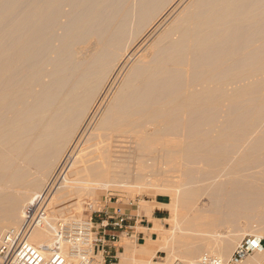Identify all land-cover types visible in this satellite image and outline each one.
I'll return each instance as SVG.
<instances>
[{
    "label": "rangeland",
    "instance_id": "1",
    "mask_svg": "<svg viewBox=\"0 0 264 264\" xmlns=\"http://www.w3.org/2000/svg\"><path fill=\"white\" fill-rule=\"evenodd\" d=\"M23 1H21V2H23ZM64 1L66 2V0H64ZM68 1H70V0H67V2ZM249 1H250L249 2L250 4L247 1V7L249 5V6H251V8L248 7L245 9V11L243 13L244 17H242V20L240 22L238 19H235L234 17L233 18L230 16L228 17V14L225 11H224L225 12L224 13L222 8H219L218 14H221V15H218V16H220V17H218V18H220V20L218 19L217 25H216V23L215 24L212 23L211 17L209 18L210 20L209 19L207 20V18L209 16L206 12H207V10L208 11L210 10L211 6H209V4H208L209 8L206 5H205V7L201 6V5H204V3H202L203 1L200 2L198 0H151L149 7H145L146 9L141 7L144 0L143 1L142 0H125V1H123V3H121V5L118 1L116 3L114 2L113 6L117 5V10L119 9L120 13L115 18L113 24L108 25L107 27L115 30V31H113L115 33V36L119 34V32L122 28H126L125 32L122 34V36L119 37L117 42L114 41V42H112L111 46L106 45L103 47V43H101L99 41V39L97 40V37L96 38L90 37L87 40L86 39L81 40V41L77 42L76 44H74L73 48H72L73 51L71 50L73 53L72 62L74 63L76 61V63H79V64L82 63L81 64V65H83L82 68L85 67V65L87 64V66L85 67L86 69L88 68V64H92L89 62L91 60H94L95 56L97 59L98 58L97 55L99 56L101 52L106 53V56H107L104 59V62L102 63V65L100 66L101 69H100V67L98 68L99 70L97 69L96 76L93 75L92 79L90 80V83H88L90 85V86L88 85L90 88H86L83 90V93L85 94L84 96L86 98L84 97L83 100L80 99L81 101H83L82 104L78 103L82 106V107H80L81 110L83 111V112H81V110H80L82 115L79 116L80 117L79 118L78 117L79 114H77L78 112L77 113L74 112L73 115L74 116L76 115V116L75 117L73 116V118L71 117L72 121H69L70 120L69 119L68 120L69 123L68 124H66L67 122L65 123L68 126L67 131L69 132V134L67 133L68 135H62V136H67V138L65 137L66 139L64 138L65 141H64L63 137H61V139H63L61 141V143H60V139L56 140L57 143H56V141L54 142V144L52 143L55 146H53V145L51 146L49 143V144H46L47 146L43 145V146H40V148H39L38 144H36L33 146V148L36 150V152L31 147L32 148L30 150L31 155L36 153L37 156L36 155H33V156H36L37 158L36 157L34 158L33 156H31V159L26 158V159L22 160L23 157H21V156H23V154H22L23 152H22L21 148L18 147L20 145H17V147H16V144H18V143H16V141L18 142L19 139L16 140L17 138L16 139L14 138L16 141L14 140L11 143V145L16 143L14 146L13 145L9 146V144H7V145L4 144L7 141L1 139L3 142L5 141L4 143L0 141L1 142L0 143V153H1V155H0L1 159L0 160H2L1 164L4 161L5 162L3 164H6V163L9 164V162L11 160L10 158L12 156H15V155L17 156V154L19 155L20 152H22L21 153L22 155L20 156V159H18V156H17L18 161L15 160L16 156L13 157L14 160L12 158V162H10V164H12L14 161H16V162L13 163L14 165L12 164L14 167L12 166L11 170L9 169L11 172L10 171L7 172V170L5 172L3 170L0 171L1 175H4L5 173H7V174L9 173L6 177L7 179L5 178L3 180L4 184L3 183L0 184V191H2L3 194L5 193L6 195H8L7 197H9L11 195L10 198L13 197V198H15V200L17 198L18 199L22 198L21 199L22 201L25 199L23 201V202L26 201L25 204L22 203V201H21V203L23 204V212H25L26 208L28 206H30V204H33L36 207H41L43 209L44 208L47 209L52 198L54 197L53 194H55L57 192V190L62 189L61 187L64 186V182L66 181L65 176L68 175V173H67V175H65L66 174L65 172H69L70 166L75 165V163L83 162L82 159L84 161L86 160L88 155L85 156L82 154H86L88 152L87 149L89 150V148H88L89 146H87V145H92V144L98 145V144H100V142H103L102 138H100L101 141L98 138L99 134H101V133L104 134L100 130L99 125L102 124V121L106 119L105 115L107 116V114H110V112H109L111 109L110 107L112 106V104L114 105V103H112V102L118 100L117 99L118 97L122 98L125 91H122V93H123L122 96H118V95L119 94L121 95L120 91L125 88V86H124L125 82L129 81L128 79H130V76L132 75L133 71L135 72L136 70L138 71L139 69H141L139 71H142V70L144 71L145 67L148 68L149 66H151L150 69L154 67L152 69V71L153 70H159V68L164 66L165 64L168 65L166 68L167 71H168V69H169V71L171 69V71H170L171 75L170 76L175 78V80L177 79L176 81L180 84V86H178V88H176L174 91H172V92H174V93H172V96H170L169 94L166 95L167 93H165V94H163V97H161V102L163 105L166 103H169V101H170L169 104L164 105L163 108H160L158 105H156L157 102L159 103V101H160L158 99V101L156 102L155 105L150 106V107H152L151 108L152 110H150L146 113H150L151 111H156V109H157V112H156L157 114L154 112H152V113L156 114L158 116L159 115L158 113H160V115H161V112L164 113V111H163L164 109L166 111H168L167 109L170 108L169 112L170 113L172 112L171 113L172 115L169 113L170 114V116H169L168 112L165 111L167 114L166 113H164V114L167 115V116L165 115L167 119L164 117L165 118V121H164V118H160V120L163 119L162 120L163 122H166V120H168V118H169V120L171 121V122L169 121L170 124L167 125L168 124L167 122L165 124H163V125H165V127L168 126V127H166V130H165L163 125L161 126L160 122H162V121L157 120L160 115L157 118V116H154L151 114V116L149 115L151 117V119H149L150 121L148 120L149 117L148 118L146 117L145 119H144L145 116L143 117L142 121H144V122L141 123V127L139 126L140 124H138L141 121H138L137 123L134 121V124L131 125L133 127L128 126V128H126V127H124V128H126V129H132L133 128L134 129V125L138 124V127H140V129H142L144 131V132L142 131L143 133L140 132L139 133L140 135H141V133L142 134L147 133L146 131H148L147 134H150V133L154 134L155 133V134H157L156 136H155V134L154 135L152 134L150 136H152V137L153 136H155V137L161 136L162 140L171 141L172 146L171 145L170 146L169 145L164 146V145H162V143H159V144H156L151 149V151H149L147 149H146V151L145 150L143 151L142 145L138 146V144L139 143L141 144L142 142L139 141L140 137H138V136H140V135L137 134L138 135L137 136L135 133V132H137L136 127L134 129L135 134L133 133V130H131L132 134H131L130 130H127L128 134H126L125 136L123 135L124 138L122 137V134L126 133V131L124 133H122L121 136H119L120 133H119V135L116 134V132H115V134L112 133L114 135V137H112V134L110 133L111 135H107V136L108 137L111 136V138H108V137L105 138L108 140L110 139L109 141L103 139L104 140L103 144L105 143V141L110 142V144L106 142L109 146H106V144H104L106 146V148H104L105 146H103V144H102L103 149L106 151H102L101 144L99 146H97L99 148L101 147L100 149H98L96 146L95 147H96V149L101 150L100 154L102 152H103V154H104V152L106 153L107 150L111 149V148H107V147H111L110 146L112 144L111 142H117L115 140H117L118 138H117V136L115 137V135H118L119 140H120V137H122V138H121L120 143L117 142L118 144H120L117 147V151H119V149H120L121 152L122 151L123 152L121 153L119 151L121 153V155L119 152L118 153L115 152L114 151V148H115L114 143L112 145L114 148L112 147V149H111L113 152L111 150L108 152L109 153L112 152L110 154L115 155V157L117 156V154H119V156H118L119 159L115 158V157H110V158L107 157L108 152L105 154L107 158L101 157V159H100L99 153H96V154H99L98 156H96V154L94 155L96 150L94 151L93 149H95V147L92 148L93 151L91 149L89 151L90 152L92 151L91 153L94 152L93 153L94 156L92 155L94 158H95V156L97 157L94 161L99 162V160H101V162H103V164H104V162L105 163L109 162L108 163L109 165L111 163L113 164L112 161H114L116 159L117 162L116 161L114 162L113 168L111 167L108 169L109 165L104 164V166H106V168H107L106 172L109 171V172H107V174H109V175H106V173H105V176H106V178L110 177L111 179L110 178L103 179V177H104L103 175H102L103 177H101V175H97L98 177H96L95 180H94L95 177L92 176V179H93L92 181H94V182H91L92 184L89 183L91 181V177H89V178L85 177V178H81V179L78 178L79 181L78 180H76V181H78L79 183L76 181H73L74 182V183H72L73 188L70 190L74 191L75 200L74 199L73 200H67L65 202L60 203L58 205V207L55 208V211H52L50 213V215H52V217H51L52 222L56 223V222H59L61 220H65V219L86 218L90 214L87 210L88 205L90 203H92L96 200L97 201L108 200V201H110L111 206L119 205L125 209H130L132 215L138 216V220H139V225L137 226L138 240H136L137 238H135V239L134 238L133 239L124 238L120 242L118 258L116 261L113 262V264H117L120 261V258H119L120 254L125 251V247L127 245V242H132V241H133L132 245L136 246L135 258H137V260H151L152 257L149 256V252H147V250L144 248H147L149 250L150 249L151 250H158V247H154V246L150 245L151 244L150 240H152V241L163 240L165 238V236L163 235L162 230L166 229V230L170 231L172 229V222H171V218L169 216L170 212L162 209L160 205H161V203L174 202V199H175V195H174L175 191H173V190H175V189H173L174 186L175 187L177 186L176 188H178L179 185L181 187L184 185L186 186V184H187L188 187L199 186V187L218 188V187H221L220 185H222L221 188H226L225 185H228V183H229L228 186H230V187L233 185V184H231L232 182H234L235 185L236 184L239 185L238 182L243 180V179L244 180L242 182L247 183V182H249V180L251 182V184H250V182L247 184L243 183L244 186L246 185V187H248V184H250L251 188H252V186H253V188H255L256 186H259V185L261 186L262 184H264V56H263V54H264V28H260V27H264V3L261 4V3L257 2V0H249ZM25 2H26V0H25ZM67 2L62 6L63 15L60 17L59 22H58L59 24L56 27L57 28L56 29L57 35H62L64 28H66L68 25V17L67 16H68V12L70 11V8H69L70 2H68L69 5H67ZM197 2H200V3L197 4ZM208 3H209V1H208ZM198 5L201 6V9H199ZM105 9H106V7L104 8L103 13H105ZM223 9H224V7H223ZM115 10H116V8H115ZM196 10H197L198 16H199L200 12L207 14L206 18H205V15L202 13L201 14L203 15V17H201V15H200L198 18L196 15ZM13 12H15L14 15L16 17H18V18L22 17L23 18L24 16H26V13H27V5L26 4H22V5L20 4V5H18V7H16V9ZM117 12L115 11V13H117ZM223 13H224V15H223ZM48 14H50V13H48ZM106 14L112 15L113 12L112 11L109 12L106 9ZM140 18H142V19H140ZM203 18H204V20H203ZM205 19H206V21H205ZM10 24H11V20L9 18H6L2 22H0V27H3V29H7L10 27ZM233 24H234L235 28L236 27L237 28H252L253 27L257 30L256 31L257 34L255 33L256 34V38H255L256 43L255 44L253 43L254 45H253V47H251L252 49H254V51L251 48H250L251 50L247 49V51L249 50V52L252 51L251 52L252 54L250 53L251 55L248 54V56H247V54H246L247 51L243 50V48L246 49L244 44H243L240 47L241 49L238 48V52H239V53H237L238 55H235L236 57H234L238 62L243 61L242 62L243 64L241 62H240L241 64L238 63L235 59L232 58L233 60H235V64L236 63L238 64V65L236 64L237 65L236 66L233 62H229L231 60V58H230L229 61H227V59L225 60L226 61L225 63H227V64H224V65L221 64L222 66L219 67L220 69L214 70L215 69L214 66H212V65L208 66V64H205L206 63L205 62L203 64H205L206 66L205 65L201 66L202 68L208 67L207 72H205V73H207V75H206L207 78H205L206 77L205 73H201V72H203L204 68L200 70V68H201L200 63H201L202 59L206 58V57L202 58L201 56H205L207 53L205 51V48L203 49V47H202V46H204V47L207 46V43H204L202 41H201V43H198L200 45V47H202V50L200 49L199 45L195 46V48H194L195 50H197L196 47H198L199 50H201V51L197 50L198 51L197 57L195 55L196 51L194 49H193L194 52H191L192 53L191 56L189 55L190 52L188 53V56H186V58L188 57L189 60L186 59L185 56L182 55L185 59L181 56L184 59V61H183V59H181V61H180L181 63L179 61H177V60H180L181 57H179L178 55H176V56H178L179 58L172 56V54L169 55L168 51L171 49V47L177 41L182 39L183 36L181 37V35H184L185 33H187L185 31H187L188 28H189L188 29L189 32H191V33H192L193 28H195V30L198 28L197 31L199 30L200 33L202 32V33H204V35H206V34L210 33L209 31L210 30L212 31L213 28H217L218 30L221 29L222 30L221 32L224 33L226 31V28H229L230 25H233ZM212 25H214V26H212ZM183 28H184V31H183ZM185 28H186V30H185ZM206 32H208V33H206ZM181 33H183V34H181ZM173 40H175V41H173ZM206 42H209V41H206ZM170 43L172 44V46ZM202 43L204 45H202ZM58 45H59V43H56V46H58ZM167 45H168V47H167ZM251 46H252V44H251ZM166 47H167V49H165ZM168 48H170V49L168 50ZM256 50H257V52H255ZM262 50H263V54H261V57H257V56H260V55H257V53L258 52H259V54L262 53ZM199 52L201 55L199 54ZM202 52L203 53L206 52V53L203 54ZM193 54L195 56H193ZM52 56L54 57V55H52ZM171 56L174 58L171 59L170 58ZM250 56H252L253 60L250 58ZM255 56H256V58H254ZM161 57L165 58V60H163ZM190 57H192V58L190 59ZM248 57H249V59H248ZM195 58L196 59L202 58V59L201 60L199 59V63H198V61H195ZM246 58H247V61H249V62L246 61ZM167 59H170V61H168ZM173 60H175V61H173ZM186 60H188L189 62H187ZM205 60L206 59H204L202 61H205ZM244 60H245V62H244ZM157 62H159V63H157ZM183 62H185L184 63L185 65L184 64L182 65ZM190 62H191V64H189ZM163 63H164V65H163ZM229 63H232V65L234 64L233 66L234 67L236 66L237 68L236 67H235V69H233V67L229 68L230 66H232ZM197 64H199V67ZM252 64L254 66H252ZM152 65H155V66L152 67ZM166 65L164 67H166ZM194 65H196L199 68L200 72H199L197 67L195 68V69H197L195 72L193 71L195 69L191 70L192 68L195 67ZM210 66H212V67H210ZM241 66H242V68H241ZM47 68H48L47 71L49 73V71L52 68L50 66L49 67L47 66ZM227 68H228V70H227ZM240 68H241V70H240ZM173 70H175V71H173ZM177 70L179 72H177ZM198 72H199V74L201 73L202 75L201 74L198 75ZM165 75H167V74H165ZM168 76H169V73H168ZM226 76H228V77H226ZM145 78H146V76H144L143 80L139 79L138 81L141 80L139 83H138V81H136L133 84L135 86H139V84H140L141 86H139V88L142 86L144 87L145 86L144 83L146 82L144 80H147ZM202 78H205V79L203 80ZM216 78H217V80H216ZM195 79H197V80H195ZM198 79H200V80H198ZM225 79H227L228 81ZM50 80H51V78L49 77V75L48 74H47V76L45 75L43 82H42V85H48L51 82ZM192 82H193V84H192ZM204 82H206V83H204ZM136 83H138V84L136 85ZM182 85H184L183 86L184 88L182 87ZM35 88H36L35 91H38V90L40 91L41 86H36ZM124 90H126V89H124ZM176 91L179 93H177ZM81 95L83 96V94H81ZM166 97H168L167 98L168 100L162 101L163 98L166 99ZM80 98H81V96H80ZM175 98L178 100H176ZM173 100H174V102H173ZM188 101H191V104H188L187 103ZM186 103H187V105H186ZM84 104H85V106H83ZM184 104H185V106H184ZM163 105H160V106L162 107ZM156 106H158V107L156 108ZM166 106L168 108H166ZM186 106H190V107H186ZM184 107H186V108H184ZM154 108H155V110H153ZM159 108L163 109V110H160L161 112H159V110H158ZM247 108H248V110H247ZM245 110H246V112H245ZM164 114L162 115V117L164 116ZM207 114H208V116H207ZM108 116H107V118H108ZM152 116L157 118V119L154 118V122H157L156 124H158V127L155 126L156 124L153 121L151 122V120L153 118ZM11 117H10V119H11ZM104 117H105V119H104ZM185 118H186V120H185ZM13 120H14V118L12 119V121ZM15 120H16V118H15ZM15 120H14V122H15ZM73 120H74V123H73ZM146 120H148L150 123ZM174 121H176V122L178 121V122L176 123ZM130 122H132V121H130ZM130 122L129 123L125 122V123H126V125L132 124ZM180 122H181V124H180ZM119 124H120V122H119ZM123 124L124 123H122V125ZM142 124H143V126H142ZM185 124H186V126H185ZM75 125H76V127H75ZM116 125H118V123ZM97 126H99V129H97L98 128ZM173 127H176V128H173ZM116 128H118V127H116ZM121 128H123V127H121ZM137 129H139V128H137ZM140 129H139V131H140ZM97 130H100L99 131L100 133ZM162 131H164V132L162 133ZM108 132H110V131H108ZM108 132H107V134H108ZM65 133L66 132H64V134ZM102 134L99 137L104 138L106 135L102 136ZM147 134H144V135H147ZM4 135H5V132H4ZM31 136L32 137H30V138L29 137L26 138L27 141L32 139V138H33L32 140H34L33 134ZM148 137H149V135H148ZM94 138H98V139H95L97 142L95 144L94 143L90 144ZM165 138H166V140H165ZM98 140H99V142H98ZM34 141H31L32 144L34 143ZM117 143H115L116 144L115 146H117ZM173 143H176L177 146L174 144V146H175L174 147ZM56 144H57V146H59V144H60V146L57 147ZM178 144L179 145L182 144V145L180 147H178ZM120 146H121V148H119ZM14 147L16 148V150H18L17 152H19V153H17L15 151ZM157 147L160 148V150ZM90 148H91V146H90ZM167 148L168 149L171 148L170 151H168ZM39 149H40V151H39ZM57 149H58V151L56 152ZM83 149H86L87 152L83 153V152H85V150L82 152ZM156 149H157V151H156ZM176 149L178 151L180 149V151H179L180 154L178 151H175ZM182 149H184V150H182ZM115 150H116V148H115ZM140 150H142V151H140ZM58 152H59V154H58ZM81 152H82V154H80ZM90 152H88L87 154H91ZM174 153H178L180 155V156H177L178 154H176L177 158L178 157L184 158V160L183 159L180 160V158H178V160H176L177 158H173L177 163H179L181 161L184 162L185 164L187 163L186 165L183 163L184 168L181 167L182 163H179V165L177 164L176 166L173 165L174 164L173 162H175V161H173V159H171V157H176V156H174L175 155ZM6 154H8L10 157ZM11 154H13V155H11ZM41 154H43L44 156H42ZM54 154H57V155H54ZM165 154H167V155H165ZM79 155H82L81 158ZM142 155H143V157H142ZM83 156H84V158H83ZM101 156H102V154H101ZM120 156L124 157L123 161H122L123 163L121 161H119L122 159V157L120 159ZM7 157H9L10 160L7 159ZM39 157L43 158V160L40 159ZM46 157H47V160H46ZM145 157L148 160H146ZM75 158H77V160L81 159V161L75 162L74 161ZM91 158H88V159L92 160ZM102 158L104 160H106V159L107 160L104 161ZM113 158H114V160H113ZM128 158H129V160H128ZM166 159H168V160H166ZM28 160H30L32 162H30ZM139 160L141 161V163L143 161L144 164L143 163L142 164L140 163L141 165L138 164ZM23 161H26V163L25 162L23 163ZM39 161H41V162H39ZM46 161H48V162H46ZM118 161H119V163H118ZM124 161H126V162L128 161V162L126 163ZM101 162H99V163H101ZM71 163H73V164H71ZM115 163H118V164L115 165ZM129 163L131 164V166H129ZM123 164H127L126 165L127 167ZM46 165H48V166H46ZM110 166H113V165H110ZM116 166H118L119 168H117ZM171 166H173V167L175 166V167L171 168ZM73 167H71V168L73 169ZM115 167L117 168V170H115L116 169ZM124 167H126V170L123 169ZM130 167H132V168H130ZM177 167H179V168H177ZM106 168L104 167V169H106ZM120 168H122L125 172ZM49 169H50V171H49ZM110 169L113 173L110 171ZM185 169L187 171L184 172L185 175H182V174H184L183 171ZM15 170L20 175H24L25 180H24V182H21L20 184L16 183L14 185V183L12 184L9 181V178L12 177L13 173H16ZM119 170L122 171L123 173L122 172L120 173ZM150 170H152V171H150ZM176 170H178V171L176 172ZM136 171H138L139 174H136V173H138ZM140 171H142L143 174ZM114 172L115 173L117 172L116 175L119 177H122V178L120 179L119 177H115L116 175H114L115 174ZM110 173L112 175H114V177ZM118 173H120L122 175L120 176ZM145 173H147V174H145ZM190 174H192V176L194 174L196 176V177L194 176L196 179L194 177H191ZM127 175L129 178L127 177ZM183 176H184V178H186V176H188V177L190 176V179L194 178V180L188 181L187 179H189V178L187 177L186 179H183ZM198 176H200V177H198ZM99 177H101L102 179ZM180 177H182V178H180ZM135 178H137V180ZM143 178H144V180H143ZM255 178H256V180H255ZM87 179H88V181H86ZM134 179H135V181H134L135 183L133 182ZM103 180H105V181L103 182ZM106 180L108 183L106 182ZM84 181H85V183H84ZM100 181H101V183H100ZM162 181H164V182L162 183ZM193 181H195L196 183ZM28 182H30V183H28ZM188 182L195 183V185L191 184L192 185L191 186L190 183L188 184ZM23 183L24 184L28 183L27 186L29 188L26 185H24ZM35 183H36V185H35ZM75 183H76V186L78 185L77 187L75 186ZM239 183L242 185L241 182H239ZM168 184H170V186ZM171 184H173V185H171ZM65 185L71 186V184L70 183L68 184V182ZM98 185L102 186V188L99 187ZM141 185H143V186L141 187ZM104 186H107V188ZM159 186H160V188H159ZM166 186H168V187H166ZM35 187H36V189H34ZM91 187H92V189H91ZM230 187H227V188H230ZM65 188H67V186H64L63 189H65ZM151 188H153V189H151ZM258 188H256V189H258ZM55 189H56V192H54ZM263 189L261 187V190H263ZM137 191H138V193H137ZM169 191H173V194L169 193ZM257 191H259V190H257ZM33 196H34V200H31L32 201L31 202L30 199H33ZM76 197H77V200H76ZM29 201H30V204H29ZM140 202L141 203L145 202L149 206L151 205L154 208L156 207V208H160L161 210H163V212L157 213V217L160 219H157L156 217H155L156 219L148 218L145 215H139L138 210L140 207ZM202 202L205 203V202H207V200L203 199ZM22 204H21V206H22ZM8 208L9 207L5 208V210L2 209L1 213H0V215H1V214H3L2 211H4V215H6V216L8 215V217H10V218H8V217L6 218L5 216H2V215L0 217V245H1L4 237L6 236V234L10 230H12V229H9V228H11L9 226H12L10 221H12L14 217H13V215L11 216V214L9 213V210H7ZM9 209H13V208H9ZM5 211H8V213L6 214ZM20 212H22V210H20ZM14 213H16V211ZM250 213L252 214V212H250ZM255 214H256V212H255ZM257 214L255 215L256 218L252 216L254 218L253 219L251 217L253 219L251 221H250V218H247L245 216H240L238 218L239 220L236 222L237 224H235V226L232 229V230H234L233 234L255 232L254 234H248V235H256L257 232H264V216L262 217L263 214H258L259 216L261 215L260 216L261 218H260L259 216H257ZM48 216H49V214H48ZM16 217H17V224H19V227H20L22 225L20 223H23L24 217L21 216V217H23L21 220V217L18 218L17 213H16ZM168 218H170V219H168ZM7 219H9V220H7ZM18 219H19V221H18ZM162 219H163V221H162ZM13 222H16V220L12 221V223ZM142 228H146V229H142ZM236 230L238 232H236ZM222 231L226 232V229L224 228V229H222ZM200 246H201V249L204 251V249L205 250L207 249L206 247H208L209 244L207 246L206 243H203ZM213 246L214 245L212 244V247ZM208 249H211V247ZM166 254L167 253H165V252H159L158 258H156L155 261L156 262L157 261H163V260L166 261L165 258H167V255H168V254L167 255Z\"/></svg>",
    "mask_w": 264,
    "mask_h": 264
},
{
    "label": "bare ground",
    "instance_id": "2",
    "mask_svg": "<svg viewBox=\"0 0 264 264\" xmlns=\"http://www.w3.org/2000/svg\"><path fill=\"white\" fill-rule=\"evenodd\" d=\"M21 1H23V0H0V22L5 20L6 18H9L11 20V24H10L9 28L3 29V27H0V120H1L0 121V141L1 142H3L2 140L7 141V142L4 141L5 143L4 142L3 143L6 144V145L9 144V146H12V145L14 146L16 143H18V144H16V147H17V145H20L18 147L21 148L23 153L22 152H20V153L17 152L18 150H16L15 147H14V149H15V151L17 153H19V155L17 154L18 159H20V156L23 154V156H21V157H23L22 160H24L26 158L31 159V156L36 155V153L33 154V155H31V153H30L31 152L30 150L33 148L34 145L38 144V147L40 148V146H43V145H46V144L50 143V145L52 146L56 140L60 139V143H61V141L65 137L67 138V136H62V135H68L69 134V132L67 131L68 130L67 129L68 126L66 124H68L69 121H72L71 117L73 118L74 112H76V113L78 112L77 113V114H79L78 117L82 115L81 112H83V111L80 108L82 106L80 104H78V103L82 104L83 101H81V100H83L84 97H85L84 96L85 94L83 93V90L86 89V88H90L89 87L90 85L88 83H90V80L92 79L93 75L96 76L97 69L102 65V63L104 62V59L107 57L106 53L101 52L99 56L97 55V57H98L97 59H96V56L94 57V60L96 59L95 61L91 60L89 62V63H92V64H88V68L87 69L85 68L87 66V64L85 65V67L82 68V66H83V65H81L82 63L79 64V63H76V61L74 63L72 62V55H73V53H72L73 49L72 48H73V45L76 44L77 42L81 41V40H85V39L87 40L90 37H95V38L97 37V40L99 39V41L101 43H103V47L106 46V45H110L111 46L112 42H114V41L117 42L119 37L122 36V34L125 32L126 28H122L120 30L119 34L115 36V33L113 32L115 30L112 29V28L110 29L109 27H107L108 25H112L113 24L115 18L120 13V10L119 9L117 10V5L113 6L114 2L116 3L118 1L120 3V5H121V3H123V1H125V0H70V1H68V2H70L69 3L70 5L68 4V2L66 0L67 5H69L70 11L68 12V16H67L68 17V25H67L66 28H64V31H63L62 35H57L56 34V29H57L56 27L59 24L58 22H59L60 17L63 15L62 6L66 3L64 0H26V2H25V0L23 2H21ZM198 1H200V2L203 1L202 3H204V5H201V6L205 7V5L208 6V4H209V6H211L210 10L209 11L207 10V12H206L208 14V16H209L207 18V20L211 17L212 18L211 19L212 23L213 24L216 23V25H217L218 19L220 20V18H218L220 16H218V15H221V14H218L219 13L218 12L219 8H222L223 12L225 11L228 14V17L229 16L232 17V18L234 17L235 19H238L239 22L242 20V17H244L243 13H244L245 9L248 8V7L251 8V6H249V5L247 7V1L249 3L250 2L249 0H242V1L241 0H208L209 3H208L207 0H198ZM200 2H197V4L200 3ZM257 2L263 4L264 0H257ZM150 3H151V0H144L142 6L141 5L140 6L142 8H144V9H146L145 7H149ZM20 4L21 5L22 4H26L27 5V13H26V16H24L23 18L22 17L21 18L20 17L19 18L16 17L14 15L15 12H13L16 9V7H18V5H20ZM201 6L198 5L199 9H201ZM209 6H208V8H209ZM105 7H106V9L109 12L112 11L113 14L112 15L106 14V9H105V13H103L104 12L103 10H104ZM223 7H224V9H223ZM115 8H116V10H115ZM197 10H196L197 17L199 18L200 15H201V17H203L202 14H204V13L200 12V14L198 16ZM115 11L116 12L118 11V12L115 13ZM47 12L50 13V14H48ZM224 13H223V15H224ZM207 14H204L205 18H206ZM140 19H142V18H140ZM203 20H204V18H203ZM205 21H206V19H205ZM212 26H214V25H212ZM260 28H264V27H260ZM188 29H187V31H185L187 33H185L184 35H181V37L183 36L182 39L177 41L173 46L170 43L172 47H171V49L168 48V50L170 49L168 51L169 55L172 54V56H174V57H178V56L181 57L183 55L186 58V56H188V53L189 52L190 53L194 52L195 46L196 45L198 46L199 45L198 43H201V41H202L204 43H207V46H205V47L202 46L203 49L205 48V51L207 53L205 52L206 55L205 56H201L202 58L206 57V58H204V59H206L205 61H202L204 59L199 58L200 60L202 59L201 63H200V67L202 65L208 64V66L209 65L214 66L215 67L214 70L220 69L219 67L222 66L221 64H223V65L227 64V63H225L226 59H227V61H229V59L231 58V60L229 62H233L235 64V60L236 59L234 57H236L235 55H238L237 54V53H239L238 52V48H240L241 45L244 44L246 49L243 48V50L247 51V49H250L256 43L255 42V40H256L255 38H256V34H257L256 31L257 30L255 28H253V27L252 28H237V27L235 28V26L233 24V25H230L229 28H226V31L224 30L225 31L224 33L221 32L222 31L221 29L218 30L217 28H213L212 31L211 30L209 31L210 33L206 32V33H208L206 35H204V33H202V32L200 33L199 30L197 31L198 28L196 30H195V28H193L194 30L192 29V33L189 32ZM185 30H186V28H185ZM183 31H184V28H183ZM181 34H183V33H181ZM173 41H175V40H173ZM206 41H209V42H206ZM56 43H59V45L56 46ZM251 44H252V46H251ZM202 45H204V44L202 43ZM167 47H168V45H167ZM167 47L165 49H167ZM199 47H200V45H199ZM202 47H200L201 50H202ZM196 49L198 51H201V50H199L198 47H196ZM197 50H195L196 51V53H195L196 57H197V52H198ZM252 50L254 51V49H252ZM248 52H249V50L246 53L247 56L252 51H250L249 53ZM255 52H257V50ZM190 53H189V55L191 56L192 53L191 54ZM205 53H203V54H205ZM199 54H200V52H199ZM261 54H263V50H262V53H260V54H259V52L257 53V55H260V56H257V57H261ZM52 55H54V57ZM176 55H178V56H176ZM195 55L193 54V56H195ZM172 56L170 57L171 59L174 58ZM263 56H264V54H263ZM182 57L180 58V60H177L178 58L176 60L180 62L181 59L184 58V57L183 58ZM161 58L163 60H165V58H163V57H161ZM191 58L192 57H190V59ZM232 58L235 59V60H233ZM250 58L252 59V56H250ZM254 58H256V56ZM184 59H183V61H184ZM186 59L189 60L188 57ZM199 59L195 58V61H198V63H199ZM248 59H249V57H248ZM167 60L170 61V59H167ZM188 60H186V61L189 62ZM173 61H175V60H173ZM246 61H247V58H246ZM185 62H183L182 65ZM240 62H238V63H240ZM244 62H245V60H244ZM247 62H249V61H247ZM157 63H159V62H157ZM203 63H205V64H203ZM189 64H191V62ZM229 64L232 65V63H229ZM163 65H164V63H163ZM197 65L199 67V64H197ZM233 65L230 66L229 68L233 67V69H235V67L238 64L235 67ZM47 66L48 67L50 66L52 68L49 71V73L47 71V69H48ZM153 66H155V65H152V67ZM164 66L160 67L159 70H153V71H152V69L154 67L151 68V69H150L151 66L148 67L149 69L145 67L146 70L144 69V71L143 70L139 71V70H141V69H139L138 71L137 70L135 72L133 71L132 75L130 76V79L127 78L129 81H126L125 85H124L125 88L123 87L126 90H124V89L121 90L120 91L121 95L120 94L118 95V96H122V94H123L122 91H125L123 96H122V98L118 97L117 98L118 100L115 99L116 101L112 102V103H114V105L112 104V106L110 107L111 109L109 108L110 111L108 110L110 112V114H107V116L109 115L108 118L105 115L106 119L104 117L105 120H103L102 124L99 125L100 126V130L104 133V134L101 133L102 136L106 135L103 138V137H99L101 135V134H99L98 138H99L100 141H101L100 138H102V141L104 142L103 139H105L106 137H108L107 135H111L112 133L115 134V132H116V134H118V135L120 133L119 136H121V134L126 131V133L122 134V137L124 138V136L126 134H128L127 130H130V132L132 134L131 130H133V133H134L135 132V130H134L135 127H136V131L138 132V133L135 132L136 135L137 134L140 135L139 133L143 131L142 129H140L141 123L144 122V121H142L143 117L145 116L144 119L146 117L147 118L149 117L148 118V120H149V119H151V117H150L151 114L154 115V116H157L156 115L157 114L156 113L157 109H156V111H151L150 113H146V112L152 110L151 109L152 107H150V106L155 105L156 102L158 101V99L160 101H159V103L157 102L156 105H158L160 108H163L164 105H167V104L170 103V101H169V103H166V104L163 105L162 102H161V97H163V94H165V93H167L166 95L169 94L170 96H172V93H174L172 91H174L176 88H178V86H180V84L176 81L177 79L175 80V78L170 76L171 75L170 74L171 73L170 72L171 69H170V71H169V69H168V71L166 70L168 65H166V67H164ZM194 66L195 67L192 68L191 70H193V69H195L197 67L196 65H194ZM212 66H210V67H212ZM252 66H254V65L252 64ZM203 68L202 67L200 68V70L203 69V72H201V73L207 72V68L208 67H203ZM241 68H242V66H241ZM241 68H240V70H241ZM100 69H101V67H100ZM178 70H177V72H179ZM196 70L197 69H195L193 71L195 72ZM198 70H199V68H198ZM200 70H199V72H200ZM227 70H228V68H227ZM173 71H175V70H173ZM199 72H198V75L201 74V73L199 74ZM168 73H169V76H168ZM47 74L51 78V80H50L51 82L48 85H42L43 79H44L45 75L47 76ZM165 74H167V75H165ZM206 75H207V73H205V76ZM144 76H146L145 79H147V80H144V81H146L144 83L145 84L144 87L142 86V87L139 88V86H141L140 84H139V86H135L133 84L134 82L138 81L139 79L143 80ZM226 77H228V76H226ZM205 78H207V76ZM205 78H202V79L204 80ZM200 79H198V80H200ZM195 80H197V79H195ZM216 80H217V78H216ZM225 80H227V79H225ZM140 81H138V83ZM138 83H136V85ZM204 83H206V82H204ZM192 84H193V82H192ZM36 86H41L40 91L39 90L35 91V89H36L35 87ZM183 86L184 85H182V87ZM177 93H179V92H177ZM81 94H83V96ZM80 96H81V98H80ZM167 98L168 97H166V99L163 98L162 101L168 100ZM176 100H178V99H176ZM173 102H174V100H173ZM187 103L191 104V101H188ZM187 103H186V105H187ZM159 104L163 105V106L161 107ZM83 106H85V104ZM158 106H156V108ZM184 106H185V104H184ZM186 107H190V106H186ZM186 107H184V108H186ZM160 108L158 109L159 112H161L160 110H163V109H160ZM166 108H168V107L166 106ZM169 109H167L168 111H166L164 109L163 110L164 113L168 112V114H169L170 113ZM80 110H81V112H80ZM153 110H155V108ZM247 110H248V108H247ZM152 112H154L156 114H153ZM245 112H246V110H245ZM164 113L161 112V115H160V113H158L161 116L160 117L158 115L159 116V118L157 116L158 119L156 117L152 116L153 118H152L151 122L152 121L154 122V118L157 119V120H160V118H164V117L166 118V116H167L166 114L167 113L166 114H164ZM163 114H164V116L162 117ZM170 114H169V116H170ZM207 116H208V114H207ZM10 117H11V119H10ZM13 118H14V120L16 118L15 122H14V120L12 121ZM165 118H164V121H165ZM148 120H146V121H148ZM162 120L163 119H161L160 121H162ZM185 120H186V118H185ZM130 121H132V122H130ZM134 121L136 123L138 121H141L140 123H138V124H140L139 125L140 127H138V124L137 125L135 124L136 126L134 125V129L133 128L132 129H126V128H128V126L129 127H133L131 125L134 124ZM169 121L170 120L168 118V120H166V122L168 123L167 125L170 124ZM119 122H120V124H119ZM125 122L126 123L130 122L132 124H127L126 125ZM166 122H163V121L160 122L161 126L163 124H165ZM174 122H176V121H174ZM73 123H74V120H73ZM117 123H118V125H116ZM122 123H124V124L122 125ZM154 123L156 124L157 122H154ZM180 124H181V122H180ZM99 126H97L98 127L97 129H99ZM142 126H143V124H142ZM155 126L158 127V124H156ZM185 126H186V124H185ZM75 127H76V125H75ZM116 127H118V128H116ZM121 127H123V128H121ZM124 127H126V128H124ZM163 127L166 130V127H168V126L165 127V125H163ZM137 128H139L140 131ZM173 128H176V127H173ZM100 130H97V131L99 132ZM108 131H110V132H108ZM4 132H5V135H4ZM64 132H66V133L64 134ZM107 132H108V134H107ZM146 132L148 133V131H146ZM163 132L164 131H162V133ZM142 133H141L140 136H138V135L137 136L140 137V140L139 139L138 140L143 143V144L142 143L138 144V146L142 145L143 151L144 150L146 151V149L151 151V149L156 144H159V143H162V145H164V146L165 145H169V146L171 145L172 146V142L171 141H164V140L161 139V136L160 137H158V136L155 137L157 135L155 133H154L155 136H153V137L150 136L153 133L152 134L151 133L150 134L144 133V134H147V135H144ZM32 134L34 136V140L35 141L32 140L33 138L30 139V140L34 141L33 144H32V142L30 140L27 141V139H26L28 137L29 138L32 137L31 136ZM118 135H115V137L117 136V138H118L115 141L120 143L122 137H120V140H119V136ZM148 135H149V137H148ZM20 136L21 137L23 136V137L21 138ZM61 137H63V139H61ZM112 137H114L113 134H112ZM14 138L15 139L17 138L16 140L19 139L18 142ZM98 138H94L90 144H92V143L95 144L97 142L95 139H98ZM108 138H111V136L108 137ZM65 139H64V141H65ZM14 140L16 141V143L13 142L14 144L11 145L12 141H14ZM99 140H98V142H99ZM105 140H108V139H105ZM165 140H166V138H165ZM108 141H105V143H104V144H106V146H109L107 143L110 144V142H108ZM103 142H100L101 147H102V148L101 147L100 148L102 149V151H106V150L103 149V146H105L103 144ZM117 142H111L112 143L110 145L111 147H107V148H111L112 149V147H113L112 145L114 143V147L116 148V150H115V148L113 147L114 151L117 152V153L119 151L121 152L120 149H119V151H117V147L120 145ZM56 143H57V141H56ZM115 143H117V146H115L116 145ZM176 143H173V146H174V144L176 145ZM100 144H98V145L97 144L96 145L92 144V145H87V146H89L88 147L89 150L90 149L92 150L93 147H95V146L97 147ZM102 144H103V146H102ZM179 144H178V147H180L182 145V144L181 145H179ZM53 146H55V145H53ZM56 146H57V144H56ZM59 146H60V144H59ZM59 146H57V147H59ZM90 146H91V148H90ZM106 146L104 148H106ZM121 146L119 148H121ZM96 147H95V149H93L94 151L96 150L95 153L93 152L94 155L96 153L100 154V152H101V150H98L100 148L97 147L98 149H96ZM86 149H83L82 152L84 150H85V152H83V153H86L87 151L90 152L88 149L86 151ZM158 149L160 150V148H158ZM170 149H168V151H170ZM180 149H179V151H180ZM110 150H107V152L110 151ZM182 150H184V149H182ZM39 151H40V149H39ZM57 151H58V149L56 150V152ZM140 151H142V150H140ZM156 151H157V149H156ZM175 151H178V150L176 149ZM35 152H36V150H35ZM82 152L80 154H82ZM112 152H110V153H112ZM87 153L86 154H82V155H85V156L88 155L85 161L82 159L83 162L75 163V165L70 166L69 169L71 171L68 169L69 172H65L66 173L65 175H67V173H68V175L65 176L66 181L64 182V186H67V188L63 189L64 186H62L61 187L62 189L57 190V192L59 191L58 193L56 192V189H55L54 192H56L57 194L56 193L53 194L54 197L52 198L50 204L48 205V207L46 209L47 213L49 214L48 220H51L52 215H50V213L52 211H55V208H57L60 203L65 202L67 200H73V199L75 200V196H74L75 193H74V191L70 190V189L73 188L72 187L73 186L72 183H74L73 181L78 180V178L81 179V178H85V177H87V178L91 177V181L89 180L90 181L89 183L92 184L91 182H94V181H92L93 180L92 176L95 177L94 178V180H95L96 177H98L97 175H101V177L104 176L103 179L106 178L105 173H106V175H109V174H107V172H109V171L106 172L107 168H106V166H104V164L106 165L109 162H107V163L104 162V164H103V162H101V160H99V159L98 160L101 163H99L97 161H94L97 158L96 156H98L99 154H96V156L94 158L93 157L94 156L93 153H91V154H87ZM106 153L104 152V154H103V152H102L101 153L102 156H101V154L99 156L100 159H101V157H106V155H105ZM110 153L108 152V156L107 157H109V158L110 157H115V155H112ZM121 153H120V155H121ZM8 154H6V155H8ZM58 154H59V152H58ZM174 154L173 155L176 156V154H178V153H174ZM179 154H180V152H179ZM179 154L177 156H180ZM0 155H1V153H0ZM11 155H13V154H11ZM41 155L44 156L43 154H41ZM54 155H57V154H54ZM82 155H79L80 158H81ZM165 155H167V154H165ZM15 156H12L10 158L11 160L9 159L10 156L7 157V159H9L10 162H12V158L15 157ZM17 156H16L15 160H17ZM36 156H33V157L35 158ZM118 156H119V154H117V156L115 158L119 159ZM177 156L176 157H171V159L177 158ZM121 157H122V159H121ZM142 157H143V155H142ZM83 158H84V156H83ZM88 158H91L92 160H89ZM123 158H124L123 156H120L121 160H119V161L122 162ZM178 158H180V160H182V159L184 160L183 157L182 158L178 157ZM178 158L176 160H178ZM40 159L43 160V158H40ZM145 159H146V157H145ZM13 160H14V158H13ZM46 160H47V157H46ZM106 160H104V161H106ZM113 160H114V158H113ZM128 160H129V158H128ZM146 160H148V159H146ZM166 160H168V159H166ZM1 161L2 160H0V171L3 170L4 172L6 170H7V172L10 171L11 167L14 165L13 163L16 162V161H14L12 163L13 164L12 165V164H10V162H9V164L8 163L3 164L5 162L4 161L2 163L3 164L2 165ZM28 161H30V160H28ZM74 161L75 162L76 161L79 162V161H81V159L77 160V158H75ZM115 161H116V159L114 161H112L113 164L112 163L110 164V165H113V166H110L108 164L109 165L108 169L111 168V167L112 168L114 167V162ZM119 161H118V163H119ZM173 161H175V160L173 159ZM24 162L26 163V161H23V163ZM30 162H32V161H30ZM39 162H41V161H39ZM46 162H48V161H46ZM124 162H126V161H124ZM175 162H173L174 163L173 165L176 166L177 164L179 165V163H182L181 167L184 168V166H183L184 162H182V161L179 162V163H177V162L175 163ZM118 163H115V165H117ZM140 163H141V161L139 160L138 164H140ZM142 163H143V161H142ZM71 164H73V163H71ZM123 165L126 166L127 164H123ZM46 166H48V165H46ZM129 166H131L130 163H129ZM71 167H73V169ZM104 167L106 169H104ZM116 167L119 168L118 166H116ZM126 167H124L123 169L126 170ZM172 167L173 166H171V168ZM117 168L115 170H117ZM130 168H132V167H130ZM177 168H179V167H177ZM120 169H122V168H120ZM49 171H50V169H49ZM110 171H111V169H110ZM150 171H152V170H150ZM177 171L178 170H176V172ZM185 171H187V170L185 169L183 171V173ZM121 172L122 171H120V173ZM136 172H138V171H136ZM140 172H142V171H140ZM17 173L18 172L16 171V173H13L12 177L9 178V181L12 184L14 183V185L16 183L20 184L21 182H24V180H25V176L24 175H20L19 173L18 174ZM120 173H118V174L121 176L122 174H120ZM8 174L7 173H5L4 175L0 174V184L3 183V180L7 177ZM116 174H117V172L114 175H116ZM136 174H139V172L136 173ZM142 174H143V172H142ZM145 174H147V173H145ZM194 174H193V176H192V174H190V176L194 177L195 176ZM114 175H112V176L114 177ZM182 175H185V173L182 174ZM190 176L189 177L186 176V178L187 177L189 178V179H187L188 181L189 180L192 181L196 177L195 176L194 178L190 179ZM101 177H99V178H101ZM115 177H119V176L116 175ZM127 177H128V175H127ZM198 177H200V176H198ZM108 178H110V177H108ZM108 178H106V179H108ZM119 178L121 179L122 177H119ZM180 178H182V177H180ZM186 178H184V176H183V179H186ZM135 179L137 180V178H135ZM135 179L133 180V182L135 181ZM143 180H144V178H143ZM243 180L239 181V182L242 183L243 186L239 182H238L239 185H237V184L235 185L234 182H232L231 184H233V185L230 187V186H228L229 185V183H228V185H225L226 188H221L222 185H220L221 187H218V188L192 186L191 184L195 185V183H196L195 181H193L195 183L188 182V184L190 183V185L192 187H188L186 183L185 184H186L187 187L184 184H183L184 186H181V187L179 185L178 188H176L177 186L176 187L174 186V188H173V189H175V190H173V191H175L174 202L161 203V205H160L162 209L170 212L169 216H170L171 222H172V229L170 231H168L166 229L162 230L163 235L165 236V238L163 240H160V241H156V240L152 241L151 240V244L150 245L154 246V247H158V250H151V249L149 250L147 248H144V249L147 250V252H149V256H151L152 259L151 260H137V258H135L136 246L132 245L133 244L132 243L133 241H132V242H127V245L125 247V251L120 254V257H119L120 261L117 264H156L155 259L158 258V253L159 252H165V253L168 254V255L166 254L167 258H165V260L167 262H171V261H174V260H181L185 264H196V262L198 261L199 257L201 255L205 254V253L216 255V256H219L221 258H228L233 253V251L235 250V248L238 245V243L245 236H247L248 234H254L255 233V232H252V233H242L241 232L242 234H239V233L233 234L234 230H232V229L235 226V224H237L236 222L239 220L238 218L240 216H245L247 218H250V221H251V220L254 219L253 217H255V215L257 213L258 214H263L262 217L264 216V189H263L264 188V184H262L261 186L259 185L260 187L256 186L255 188H253V186H252V188H251L250 180H249L250 184H248V187H246V185L244 186L243 183H246V182H242ZM255 180H256V178H255ZM78 181H76V182H78ZM86 181H88V179ZM104 181L105 180H103V182ZM67 182H68V184L70 183L71 186L65 185ZM106 182H107V180H106ZM163 182L164 181H162V183ZM249 182H247V183H249ZM28 183H30V182H28ZM28 183H25V184L23 183V184L27 186ZM84 183H85V181H84ZM100 183H101V181H100ZM35 185H36V183H35ZM168 185L170 186V184H168ZM171 185H173V184H171ZM75 186H76V183H75ZM142 186L143 185H141V187ZM99 187L102 188V186H99ZM104 187L107 188V186H104ZM166 187H168V186H166ZM227 187H230V188H227ZM261 187H262L263 190H261ZM159 188H160V186H159ZM256 188H258V189H256ZM34 189H36V187ZM91 189H92V187H91ZM151 189H153V188H151ZM257 190H259V191L261 190V191L259 192ZM173 191H169V193L173 194ZM137 193H138V191H137ZM4 194L2 193V191H0V213H1L2 209L5 210V208H7V207L13 208V209H9V208L7 209V210H9V213L11 214V216L13 215V217L15 218L14 219L12 217L13 218L12 221L16 220V222H13V223H12V221H10L12 226H9V227H11L9 229H18L19 228V224H17L16 213L18 215V218H20L21 216L24 217L23 204L22 203L25 204L26 201L23 202L25 199L22 201L21 200L22 198L21 199L19 198L20 200L18 198H17L18 200L17 199L15 200V198H13V197L10 198L11 195L9 197H7L8 195H6V194L4 195ZM203 199H206L207 202H205V203L202 202ZM31 200H34V196H33V199H30V201ZM76 200H77V197H76ZM21 201H22V203H21ZM30 201H29V204H30ZM21 204H22V206H21ZM14 210L16 211V213H14L15 212ZM20 210H22V212H20ZM254 211L256 212V214H255ZM250 212H252V214L253 213L254 214L252 215ZM2 213H3V214H1L2 216H5L6 218L8 217V215L7 216L4 215V211H2ZM5 213L7 214L8 211H5ZM138 213H139V215H145L148 218H154V216H155L154 207H152L151 205L150 206L147 205L145 202H142V203L140 202V207H139ZM258 214H257V216H259ZM1 215H0V217H1ZM23 217H21V220H22ZM8 218H10V217H8ZM170 218H168V219H170ZM7 220H9V219H7ZM18 221H19V219H18ZM20 224H22V223H20ZM224 228L226 229V232L222 231V229H224ZM49 229H35L34 232L30 236V242L33 243V244H36V245H41V244L49 245L50 242L52 241V234H53L52 230L51 229L49 230ZM236 232H238V231L236 230ZM256 236L264 237V232H257ZM203 243H206L207 246L209 244V246L206 247L207 249L206 250L204 249V251L201 249V246H200ZM212 244L214 245L213 247H212ZM210 247H211V249H208ZM98 258H97V263L96 264H100L101 258L100 257H98ZM69 264H72V263H69Z\"/></svg>",
    "mask_w": 264,
    "mask_h": 264
},
{
    "label": "built area",
    "instance_id": "3",
    "mask_svg": "<svg viewBox=\"0 0 264 264\" xmlns=\"http://www.w3.org/2000/svg\"><path fill=\"white\" fill-rule=\"evenodd\" d=\"M86 218L48 220L46 209L28 206L18 229L10 230L0 245V264H113L120 242L137 237L138 216L108 200L94 201ZM52 225V226H51ZM51 229L49 245L30 242L35 229ZM49 229V230H50ZM99 259V258H98ZM156 264H185L181 260ZM196 264H264V237L245 236L228 258L203 254Z\"/></svg>",
    "mask_w": 264,
    "mask_h": 264
},
{
    "label": "crops",
    "instance_id": "4",
    "mask_svg": "<svg viewBox=\"0 0 264 264\" xmlns=\"http://www.w3.org/2000/svg\"><path fill=\"white\" fill-rule=\"evenodd\" d=\"M126 210H127V212H131L130 209H126ZM154 212H155L154 219H156V218H157V219H160V218L157 217V213H158V212H163V210H161L160 208H156V207H155V208H154ZM155 217H156V218H155ZM158 221H159V220H158ZM160 221H161V220H160ZM162 221H163V219H162ZM142 229H143V228H142ZM144 229H146V228H144ZM150 241H151V240H150Z\"/></svg>",
    "mask_w": 264,
    "mask_h": 264
}]
</instances>
